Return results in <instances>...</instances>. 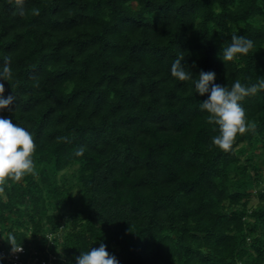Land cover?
Instances as JSON below:
<instances>
[{"label": "trees", "instance_id": "1", "mask_svg": "<svg viewBox=\"0 0 264 264\" xmlns=\"http://www.w3.org/2000/svg\"><path fill=\"white\" fill-rule=\"evenodd\" d=\"M233 34L254 47L224 63ZM181 55L194 78L255 83L264 0H0V115L32 133L38 172L0 184L2 264L12 245L75 264L100 243L119 264H264V90L232 148L210 146L206 96L171 76Z\"/></svg>", "mask_w": 264, "mask_h": 264}, {"label": "clouds", "instance_id": "2", "mask_svg": "<svg viewBox=\"0 0 264 264\" xmlns=\"http://www.w3.org/2000/svg\"><path fill=\"white\" fill-rule=\"evenodd\" d=\"M22 3V0H17ZM19 14H25L24 8H18ZM33 14H38L39 9L33 8ZM254 47V41L245 35L233 34L231 42L221 46L218 53L219 59L224 63L233 61L240 55H247ZM184 57L178 56L171 65V76L178 81H191L196 93L206 96L199 102L201 111L206 112L207 122L214 126L217 132L211 138V145L227 152L229 151L238 134H243L248 128L246 110L242 101L264 90V76H257L256 82L250 85L243 84L239 79L234 80L231 86L214 83L215 72L203 71L194 78L192 71L182 62ZM14 80L13 70L10 65V57L5 56L0 63V112L11 111L15 102V95H4L5 84L11 86ZM35 144L32 133L25 127L13 123L10 118L0 115V184L6 183V178L20 181L27 175L33 177L38 175L34 160ZM85 149L83 146L77 148L75 156H82ZM2 190V189H0ZM9 243L11 244V238ZM12 245V244H11ZM22 246L17 248L12 245V252H21ZM2 264V260H0ZM75 264H119L115 255L110 254L104 243L99 247H91L89 250L80 252L75 257Z\"/></svg>", "mask_w": 264, "mask_h": 264}, {"label": "built area", "instance_id": "3", "mask_svg": "<svg viewBox=\"0 0 264 264\" xmlns=\"http://www.w3.org/2000/svg\"><path fill=\"white\" fill-rule=\"evenodd\" d=\"M50 239V237H49ZM22 251L19 253L12 252V246L9 248H4L1 251V256L4 258L6 263L8 264H53V261L56 259L55 255L49 254L48 259H45L41 256V254H45L47 251H43V253H38V251L27 248L24 245H14V247H21Z\"/></svg>", "mask_w": 264, "mask_h": 264}, {"label": "rangeland", "instance_id": "4", "mask_svg": "<svg viewBox=\"0 0 264 264\" xmlns=\"http://www.w3.org/2000/svg\"><path fill=\"white\" fill-rule=\"evenodd\" d=\"M71 172H72V170H69V171L67 172V174L69 175ZM74 190H77V189L74 188ZM74 192H75V191H74ZM251 205H253V206H258V205H259L258 200H257L256 198H253L252 201H251Z\"/></svg>", "mask_w": 264, "mask_h": 264}]
</instances>
